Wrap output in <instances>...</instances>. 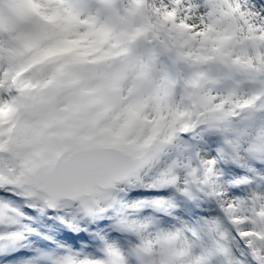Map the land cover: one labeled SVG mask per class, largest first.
<instances>
[{
	"label": "snow or ice",
	"instance_id": "snow-or-ice-1",
	"mask_svg": "<svg viewBox=\"0 0 264 264\" xmlns=\"http://www.w3.org/2000/svg\"><path fill=\"white\" fill-rule=\"evenodd\" d=\"M0 264H264V0H0Z\"/></svg>",
	"mask_w": 264,
	"mask_h": 264
}]
</instances>
